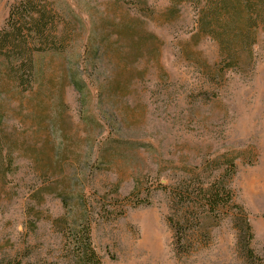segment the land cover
<instances>
[{"label": "rangeland", "instance_id": "374dc122", "mask_svg": "<svg viewBox=\"0 0 264 264\" xmlns=\"http://www.w3.org/2000/svg\"><path fill=\"white\" fill-rule=\"evenodd\" d=\"M15 1L0 0V28ZM58 2L67 55L37 60L30 92L0 80V264H75L54 219L79 206L102 264H264V27L226 66L190 3ZM179 181L223 182L259 260L238 249L234 208H183ZM181 216L194 220L180 245Z\"/></svg>", "mask_w": 264, "mask_h": 264}, {"label": "trees", "instance_id": "16d2710c", "mask_svg": "<svg viewBox=\"0 0 264 264\" xmlns=\"http://www.w3.org/2000/svg\"><path fill=\"white\" fill-rule=\"evenodd\" d=\"M136 2L134 7L138 5L148 8L147 0ZM182 3L194 6V28L198 34L217 43L226 66L238 64V53H253L260 29L264 27V0H171L173 8ZM65 15L66 9L58 0H16L11 4L5 24L0 28V80L9 81L21 93L32 91L39 76L37 60L45 55L65 56L69 51L73 28ZM81 78L73 76L71 82L83 99L85 87ZM229 166V171L232 172V160L229 161ZM1 170L6 174L9 169ZM174 196L179 206L189 209L194 207L193 199L199 198L213 216L220 208H234L233 223L238 232V249L250 261L259 260L251 247L253 233L246 212L233 203L231 191L223 182L195 189L194 186L179 181ZM61 202L66 210L69 207L68 200L61 197ZM87 213L85 206H79L54 219V224H58L62 231L65 229L63 236L66 248L72 254L75 264H102L92 243L90 216ZM187 215L190 216L191 212ZM178 219H172L171 225L179 233L180 243L186 233L193 231L188 224H192L194 217L181 216Z\"/></svg>", "mask_w": 264, "mask_h": 264}]
</instances>
